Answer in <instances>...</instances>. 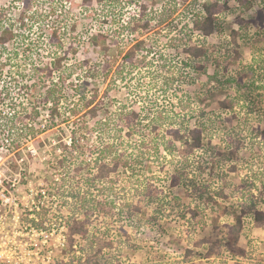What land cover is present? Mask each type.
Segmentation results:
<instances>
[{"label": "rangeland", "instance_id": "obj_1", "mask_svg": "<svg viewBox=\"0 0 264 264\" xmlns=\"http://www.w3.org/2000/svg\"><path fill=\"white\" fill-rule=\"evenodd\" d=\"M144 1L154 9H159L164 5L163 0ZM174 1L177 13L168 21L176 27H174V31H176L180 27V22L186 18L184 17L186 12L200 8V4L203 2ZM212 1L206 0V3L211 4ZM222 1L227 2H218L216 11L218 23L212 35L204 39L201 33L195 32L190 37V43L204 45L203 47L207 49L210 60L207 62L206 74L197 73L193 68L194 59L189 58L183 51V45L188 43V39L186 41L176 40L175 47H171L168 40L173 38L174 31L170 34L165 28V30L159 31L158 28H155L156 26H153V23V31L148 36L152 38L153 50L146 59L150 64H146V68L145 65L140 67L134 73L135 76L127 82L118 81L117 86H113L106 94L108 81L86 79V82L85 68L78 69L69 78V85L65 91L67 101H64L59 108L60 114L67 112L68 106L72 107L73 103L78 102L74 95L77 90L76 85L81 81L86 83L84 92L88 97L94 90L98 91V105L104 109L113 110L119 102H134L141 118L146 121L154 109L163 108L170 112H178L177 114L180 116L177 122L179 124L184 122L183 128L195 126L196 121L195 118L188 116L184 117L183 121V116L176 106L181 99L186 100L188 97L192 101L194 100L196 105L202 106L206 114H218L223 119L232 111L222 109L220 101L226 97H240L238 98L239 104L233 109L235 119L232 120V124L237 125V131L241 130V134L238 135L241 141L238 144V149L232 150L234 154L230 161L219 165L210 159L209 154L205 153L203 156L200 151L201 153L197 154L186 168V172L193 175V181L187 185L180 183L176 186L171 185V176L167 175L166 169L160 170L153 164L149 165L147 174L149 176L153 172L155 173L156 178L150 179V181L161 188V191L158 192L159 205H162L165 214L148 221L146 220L147 214L144 216L141 227L137 231L131 230L133 240L128 243L122 239L121 246L125 250L121 264H264V218L253 222L252 215H245L242 232H234L233 235L228 227L234 222V208L239 202V197H232L233 189L239 192L238 196H241L240 192H244L243 194L246 195L252 194L257 207L264 212V152L258 151V148L250 142L251 137L260 136L259 133L264 130V102L261 101H264V97H261L264 96V90L249 91L245 86L239 87L236 83L226 82L227 77L230 75L235 77L238 74L237 71L243 64L250 63L253 56L258 57V60L261 61L257 71L262 72L261 69L264 66V0H249L251 7L244 13L238 12V0ZM8 3L6 0H0L2 6H7ZM140 3V0L139 2L91 0L90 3H84L82 0H58L59 11L61 12L60 6L66 9L64 18L67 21H63L60 12H57L59 16L47 18L44 29L37 26L36 22L30 18H25L26 24L19 27L18 17L21 15L22 6L14 5L8 16L12 17L11 20L17 28L16 33L19 38L13 42V45L16 47L20 43L29 44L33 48L32 50L39 49L47 53L50 49L49 35L55 31L58 34L61 33V27H63L68 39L63 40L62 49L58 50L62 65H71L74 62L80 64L82 60L91 64L97 60L109 59L116 66L122 58L121 55L117 56L116 44L119 42L122 45L128 42L129 44L124 47L125 50H128L133 44L131 41L136 33L130 30L123 31L124 33L119 36L121 27L128 18L135 13L138 14ZM49 6L46 4V9ZM260 11L263 12L262 16L258 15ZM188 15L191 16L190 13ZM64 22L66 23L64 24ZM234 31L240 47H235L231 41L230 36ZM131 32L133 33L131 34ZM98 33L104 35V38H97ZM25 35L28 38L24 40L21 36ZM117 36L119 37L117 38ZM48 63L49 58L44 59L42 67L46 68ZM162 64L166 65V71L162 70ZM156 67L159 68L160 73L162 72L161 74L172 77L169 87H166L164 77L156 74L154 70ZM214 70L218 71L217 81L210 78V76L213 77ZM262 77L264 78V76ZM6 78H9V75H6ZM208 89H212L213 95L211 94L208 102H205L202 100V94ZM102 98L105 100L102 101ZM0 108L5 110V107L0 106ZM78 108L80 112L77 115H72L68 123L58 121L59 125L30 140L29 145L34 146L37 150L35 156H31L26 147L20 149L24 160L19 163L18 169L13 170L9 167L14 163L11 157L9 162L0 165V175L18 178L19 181L16 180L10 190L18 194V199L21 202L29 201L31 208H35L34 205L38 204V200L40 201L36 192L41 188L45 189V198L41 200L44 201V206H48L45 207L48 214H43L44 210H41L36 215L37 221L34 220L41 227H52L49 235L51 239L46 243L40 242L42 236L31 233L26 238L30 243H38L40 254L43 256L51 248L53 249V252L50 253L52 259L46 260L44 264H65L67 258H70L72 254L80 255L78 249L83 243L81 235H76L73 249L68 250L66 246L64 247L62 238L65 235V244H68L67 230L69 221H71L69 219L71 212L67 206L64 207L60 197L49 188L53 178L58 174L54 171L53 166L61 155L60 140H65L66 137L62 136V132L69 133L70 128H74L77 122L80 123L82 120L93 122L90 115L86 113L87 109L80 106ZM45 113L46 111H42L44 116L41 121L42 125L50 118ZM56 115L55 119L62 118ZM98 115L96 118L102 117V111L99 110ZM218 127L221 132L226 130L224 124L218 125ZM88 136L90 137L89 142H93L95 137L90 132ZM259 138L255 140H259ZM213 143L218 146V151L226 152L223 140L214 137ZM181 146V141L176 143V149ZM254 172L257 175L256 179L258 178L256 181ZM71 183L69 181L68 186H71ZM221 192L229 198H223L224 195H220ZM199 195H202L204 199H198L196 196ZM192 203L198 205L202 210L199 214H205L198 216L195 228L190 227L187 221L181 217L182 213H186L187 218L190 217L186 207ZM152 205L157 206L156 203ZM153 208L150 207L147 211L150 212ZM96 215L95 213L91 215L92 223L99 224L98 226H103L104 222L109 223L113 227L111 231L113 234L121 224L127 226L123 219L111 222L107 216L104 219L101 212ZM238 234L240 236L235 240ZM202 241L203 243H201ZM28 246L30 248V244ZM73 250L77 252L74 253ZM17 251L19 252L18 249ZM21 253L23 252L17 254ZM30 256L33 257V255ZM37 261L32 259L29 263L42 264L41 261Z\"/></svg>", "mask_w": 264, "mask_h": 264}, {"label": "trees", "instance_id": "obj_2", "mask_svg": "<svg viewBox=\"0 0 264 264\" xmlns=\"http://www.w3.org/2000/svg\"><path fill=\"white\" fill-rule=\"evenodd\" d=\"M129 1L139 2V0ZM238 1L239 13H244L251 7L249 0ZM6 2H9L7 6L0 5V106L9 108L10 114L0 108V135L5 133L8 135L11 149L15 151L18 147H22L26 140L35 139L44 131L59 125L60 121L68 123L72 115L80 112L78 106L87 109L86 113L92 118V123L82 120L80 123L77 122L74 128H70L69 133L62 132V136L66 137L65 140H60L61 155L53 166L58 174L49 187L60 197L64 207L67 206L71 212L69 216L71 221L67 230L68 244L66 243L65 246L68 250L73 249L76 235H81L83 241L78 249L80 255L72 254L65 264H121L125 250L121 246L122 239L131 242L133 240L131 230L137 231L147 214V221L165 214L162 205H159L158 192L161 188L150 181L156 178L155 173L149 176L147 174L149 165L153 164L160 170L166 169L167 175L171 176V185L176 186L180 183L187 185L193 181V175L186 172V168L201 152L203 156L205 153L209 154L210 159L219 165L230 161L241 141L238 137L241 130L237 131V125L232 124V120L235 119L233 109L239 104L240 97H226L220 101L222 109L232 111L223 119L218 114H206L202 106L196 105L194 100L188 97L186 100L181 99L176 106L183 116V121L187 116L195 118L196 121L195 126L183 128L184 122L180 124L177 122L180 114L163 108L154 109L146 121L141 118L134 102H119L113 110L104 109L98 105V91L94 90L88 97L84 92L86 83L81 81L76 85V96L74 95L78 102L73 103L72 107L68 106L67 112L60 114L59 108L64 101H67L65 91L69 85V78L78 69L85 68V80L108 81L105 91L107 94L113 86H117L118 81L125 83L135 76L134 73L140 67L145 65L146 68V64H150L146 61L147 55L153 50L152 38L148 37L153 31V26L159 31L166 29L168 34L176 28L168 21L177 13L175 1L163 0L164 5L154 9L144 0H140L138 14L135 13L128 18L121 27L119 36L124 33L123 31L130 30L136 33L131 41L133 44L128 50L124 49L128 42L123 43V46L119 42L116 44L117 56H122L121 62L116 66L109 59L97 60L91 64L82 60L80 64L74 62L71 65H62L58 50L62 49L63 40L68 39L63 27L61 33L55 31L49 35L50 49L47 53L39 49L32 50L29 44L20 43L14 47L13 42L19 38V35L16 33L17 28L13 25L12 17L10 18L8 14L16 5L15 2H20L22 5L21 15L18 17L19 27L26 24L25 18H30L43 29L46 27L47 18L51 16L60 14L61 19L67 21L64 18L66 9L60 6L61 12L59 11L58 0H6ZM82 2L90 3L91 0H82ZM192 2L203 3L199 5L200 8L186 12L184 15L186 18L180 22L179 29L174 31L173 38H169L168 44L175 47L176 40L188 39V43L183 45V51L189 58L194 59V70L206 74L207 62L210 60L207 49L203 47L204 45L190 43V37L195 32L201 33L204 39L211 36L218 23L216 16L218 2L227 1L213 0L211 4H207L206 0H192ZM46 4L50 5L48 9ZM262 13L260 11L258 15L262 16ZM27 35L21 37L25 40L28 38ZM230 37L234 46L240 47L235 31ZM97 38L103 39L104 35L98 33ZM47 57L48 66L43 68L42 63L44 59H48ZM258 59L253 56L250 63L243 64L238 69V74L235 77L230 75L226 78V82L236 83L239 87L245 86L249 91L264 90L262 77L264 66L262 72L257 71L258 65L261 64ZM161 67L166 71L165 64ZM154 70L157 75L164 77L166 87H169L172 77L161 74L157 67ZM217 72L214 70V75L210 78L216 79ZM6 75H9V78H6ZM2 80L4 82L1 83ZM212 93V89H208L202 94V100L208 102ZM104 100L105 98H102V101ZM99 110L102 111L103 116L96 118L99 116ZM42 111H46L45 114L50 117L44 125L41 124ZM55 115L62 118L55 119ZM222 124L226 127L223 132L218 127ZM89 132L95 137L93 142H89ZM259 135L251 137L250 142L258 148V151L264 152V130ZM214 137L224 141L226 152L217 150L218 146L213 143ZM258 137L259 140H255ZM179 141L182 146L176 149V143ZM19 158L20 151H16L11 157L14 161L9 165L11 169L19 168ZM231 169L230 171H233ZM254 176L256 181L258 178L256 179L255 172ZM69 181L72 182L71 186H68ZM232 192V197H239V202L234 208V222L228 226L233 235L234 232H242L245 215H252L253 222H257L260 218H264V212L257 207L252 194L246 195L240 192L241 196H238L239 192L236 189ZM220 195L224 194L221 192ZM196 197L204 199L202 195ZM223 198L229 197L224 195ZM153 203L157 206L152 205ZM150 207L154 208L148 212ZM43 210V214H48L45 208ZM186 211L190 213V217L187 218L186 213H182L181 217L192 228L196 227L198 216L205 215L199 214L202 210L194 203L188 205ZM100 212L104 219L106 216L111 222L123 219L127 226L121 224L113 234L111 233L113 227L109 223L104 222L103 226L92 223L91 215ZM31 221L41 227L34 219ZM238 236L240 235L238 234L235 240ZM73 252L77 251L73 250Z\"/></svg>", "mask_w": 264, "mask_h": 264}, {"label": "built area", "instance_id": "obj_3", "mask_svg": "<svg viewBox=\"0 0 264 264\" xmlns=\"http://www.w3.org/2000/svg\"><path fill=\"white\" fill-rule=\"evenodd\" d=\"M15 4L22 6L20 2H15ZM2 82H4V80H2L1 83ZM4 111L5 113L10 114L9 108H5ZM41 118H44L42 113ZM30 140L31 139L26 140L22 147H18V149L14 151L11 149V142L8 135L6 133L0 135V165L9 162V158L12 157L16 151H20L18 164L22 162L24 160V157L22 156L23 153L21 151L23 147L27 148L26 150L31 156H35L37 154V150L34 146L29 145ZM16 180L19 181L16 176L11 178L6 177L3 174L0 175V264H30L29 261L32 259L41 261V263L44 264L46 260L49 261L52 259L50 253L53 252V249L51 248L47 254L43 256L40 254L38 243H30L26 240V238L31 233L33 235L42 236L40 242L46 243L49 242V239H51L49 238L52 231L51 226H45L48 228L46 229L45 227L34 225L31 222V219H35L37 221V213L43 210V208L48 207L47 205L44 206L43 201L45 198V189L43 190V188H41L38 190L40 192H36L40 201L38 200V204L34 205L35 208H31L29 206V201L21 202V200L18 199V194L13 190H10ZM45 209L47 210V208ZM62 239L65 247L66 236L63 235ZM28 244H30V248ZM17 249L19 252L23 253L17 254L19 253ZM30 255H33V257Z\"/></svg>", "mask_w": 264, "mask_h": 264}]
</instances>
